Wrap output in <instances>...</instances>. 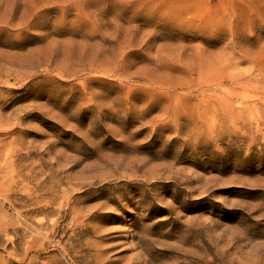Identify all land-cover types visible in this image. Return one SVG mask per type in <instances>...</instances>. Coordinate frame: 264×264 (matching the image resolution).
I'll return each instance as SVG.
<instances>
[{
    "label": "rangeland",
    "instance_id": "rangeland-1",
    "mask_svg": "<svg viewBox=\"0 0 264 264\" xmlns=\"http://www.w3.org/2000/svg\"><path fill=\"white\" fill-rule=\"evenodd\" d=\"M0 264H264V0H0Z\"/></svg>",
    "mask_w": 264,
    "mask_h": 264
}]
</instances>
